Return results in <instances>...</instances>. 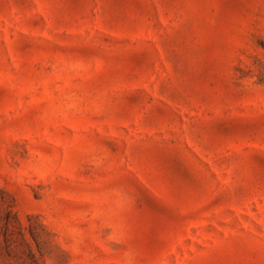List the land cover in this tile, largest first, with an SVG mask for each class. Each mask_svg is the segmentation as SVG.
Returning <instances> with one entry per match:
<instances>
[{
	"label": "rangeland",
	"instance_id": "rangeland-1",
	"mask_svg": "<svg viewBox=\"0 0 264 264\" xmlns=\"http://www.w3.org/2000/svg\"><path fill=\"white\" fill-rule=\"evenodd\" d=\"M0 264H264V0H0Z\"/></svg>",
	"mask_w": 264,
	"mask_h": 264
}]
</instances>
